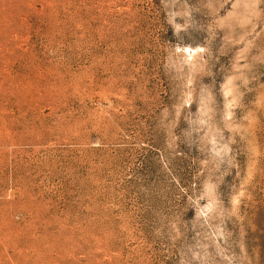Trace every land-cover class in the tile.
<instances>
[{
	"label": "rangeland",
	"instance_id": "1",
	"mask_svg": "<svg viewBox=\"0 0 264 264\" xmlns=\"http://www.w3.org/2000/svg\"><path fill=\"white\" fill-rule=\"evenodd\" d=\"M0 264H264V0H0Z\"/></svg>",
	"mask_w": 264,
	"mask_h": 264
}]
</instances>
